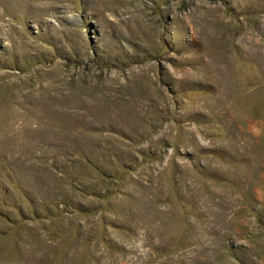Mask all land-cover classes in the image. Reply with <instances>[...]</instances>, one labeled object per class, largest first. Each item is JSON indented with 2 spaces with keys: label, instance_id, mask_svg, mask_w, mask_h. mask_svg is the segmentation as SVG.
I'll list each match as a JSON object with an SVG mask.
<instances>
[{
  "label": "rangeland",
  "instance_id": "374dc122",
  "mask_svg": "<svg viewBox=\"0 0 264 264\" xmlns=\"http://www.w3.org/2000/svg\"><path fill=\"white\" fill-rule=\"evenodd\" d=\"M0 264H264V0H0Z\"/></svg>",
  "mask_w": 264,
  "mask_h": 264
}]
</instances>
